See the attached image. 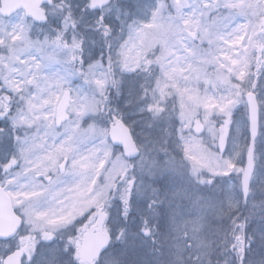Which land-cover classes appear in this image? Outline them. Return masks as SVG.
<instances>
[{
  "label": "snow or ice",
  "instance_id": "1",
  "mask_svg": "<svg viewBox=\"0 0 264 264\" xmlns=\"http://www.w3.org/2000/svg\"><path fill=\"white\" fill-rule=\"evenodd\" d=\"M0 264H264V0H0Z\"/></svg>",
  "mask_w": 264,
  "mask_h": 264
}]
</instances>
